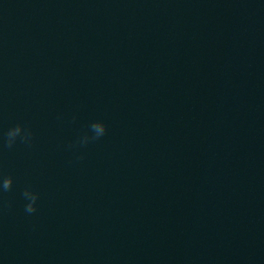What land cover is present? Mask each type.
<instances>
[{
	"label": "clouds",
	"instance_id": "obj_1",
	"mask_svg": "<svg viewBox=\"0 0 264 264\" xmlns=\"http://www.w3.org/2000/svg\"><path fill=\"white\" fill-rule=\"evenodd\" d=\"M89 130L91 135L85 133L78 139L77 144L80 147H84L87 144L102 138L107 132V126L103 121L97 120L89 125ZM18 141L27 145H30L32 142V133L30 129L25 128L21 124H17L7 131L5 144L8 148H12ZM13 182L12 176H0V194L11 191ZM21 195L25 201V213L28 215L34 214L37 211L39 193L28 187L24 189Z\"/></svg>",
	"mask_w": 264,
	"mask_h": 264
}]
</instances>
